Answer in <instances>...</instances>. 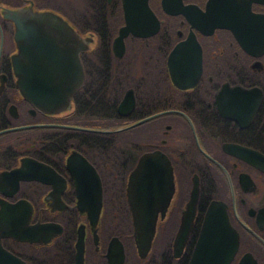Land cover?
<instances>
[{
  "label": "flooded vegetation",
  "instance_id": "flooded-vegetation-1",
  "mask_svg": "<svg viewBox=\"0 0 264 264\" xmlns=\"http://www.w3.org/2000/svg\"><path fill=\"white\" fill-rule=\"evenodd\" d=\"M19 8L73 30L39 32V58H58L51 75L81 79L51 111L27 96L30 33L19 46L7 15ZM147 12L143 27L124 28L125 14ZM231 144L264 154V0H0V264H112L114 235L120 264H187L211 199L237 232L228 264L246 253L264 264V170ZM149 150L168 158L173 191L139 255L125 187ZM193 184L195 214L174 254Z\"/></svg>",
  "mask_w": 264,
  "mask_h": 264
},
{
  "label": "water",
  "instance_id": "water-1",
  "mask_svg": "<svg viewBox=\"0 0 264 264\" xmlns=\"http://www.w3.org/2000/svg\"><path fill=\"white\" fill-rule=\"evenodd\" d=\"M20 12V8L10 10L7 15L15 22L16 39L19 46L25 31L30 33L27 39L28 53L34 57L28 58L27 96L31 101L42 104L46 111H51L69 101L72 91L81 79L57 78L51 75L53 71H56L54 61L58 58H39V44H41L39 32L52 30L57 34L68 33L72 37L73 30L66 19L56 13L30 9L27 13ZM149 13L125 14L124 28L133 30L138 25L142 26L150 18ZM53 40L55 43L58 41L61 43L59 35ZM42 60L43 63H41ZM41 66L44 71L42 77L36 74ZM256 104L257 101H255V106ZM228 149L264 170V154L259 151L238 144L228 145ZM172 191L173 175L165 154L159 150L142 152L127 175L125 187L126 200L131 214L133 239L139 255H144L148 250L155 230L157 213L163 214ZM97 193L94 192L95 196ZM196 195L197 186L193 184L173 237L174 254H178L182 249L191 228L195 214ZM87 209L88 214L95 219L99 210L98 198L95 204ZM236 247L237 232L228 220L224 203L219 199H211L204 208L187 264H228ZM107 255L112 264H114V256H118L115 263L120 264L122 261L123 246L115 235L108 241ZM236 264L257 263L250 254L246 253L239 258Z\"/></svg>",
  "mask_w": 264,
  "mask_h": 264
},
{
  "label": "trees",
  "instance_id": "trees-1",
  "mask_svg": "<svg viewBox=\"0 0 264 264\" xmlns=\"http://www.w3.org/2000/svg\"><path fill=\"white\" fill-rule=\"evenodd\" d=\"M198 222L199 220L196 221V223H194V229L192 230V237H190V241L188 239V241L186 242V248L189 249L191 247V241L193 240V237L195 235V232H196V228H197V225H198Z\"/></svg>",
  "mask_w": 264,
  "mask_h": 264
},
{
  "label": "bare ground",
  "instance_id": "bare-ground-1",
  "mask_svg": "<svg viewBox=\"0 0 264 264\" xmlns=\"http://www.w3.org/2000/svg\"><path fill=\"white\" fill-rule=\"evenodd\" d=\"M231 262V261H230Z\"/></svg>",
  "mask_w": 264,
  "mask_h": 264
}]
</instances>
